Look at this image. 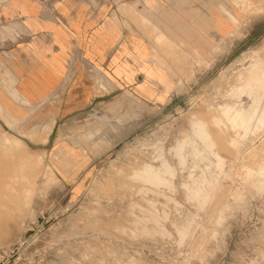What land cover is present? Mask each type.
Returning a JSON list of instances; mask_svg holds the SVG:
<instances>
[{
	"label": "rangeland",
	"instance_id": "1",
	"mask_svg": "<svg viewBox=\"0 0 264 264\" xmlns=\"http://www.w3.org/2000/svg\"><path fill=\"white\" fill-rule=\"evenodd\" d=\"M251 1L182 0L204 19L201 48L135 12L148 39L122 10L153 51L150 67L124 66L156 80L108 74L79 112L56 115L64 86L21 103L1 72L23 107L0 101V264H264V0Z\"/></svg>",
	"mask_w": 264,
	"mask_h": 264
},
{
	"label": "crops",
	"instance_id": "2",
	"mask_svg": "<svg viewBox=\"0 0 264 264\" xmlns=\"http://www.w3.org/2000/svg\"><path fill=\"white\" fill-rule=\"evenodd\" d=\"M160 1L3 0L0 3V30L12 27V31L11 35L0 34V48L3 50L0 64L4 66L0 74L7 73L21 103L28 106L38 107L47 103L64 86V96L56 115L86 108L96 96L95 92L102 91L97 89L96 80L106 87L108 74L122 87L137 78L138 81L156 80L145 70L142 76L137 72L134 74L133 68L124 66L127 63L141 68L145 63L150 67L153 51L144 38L127 32L123 27L122 10L127 11L125 15L142 28L148 39L149 33L145 29L150 31L151 26L139 24L135 12L146 17L179 49L201 48L204 41V30L201 29L204 19L193 13L196 10L185 12L182 0H178L176 8L173 0H162L163 7H168V10H163L160 16L156 7L161 5ZM210 1L212 6L214 3ZM114 4L113 14L109 7ZM186 15L190 17L189 21L184 18ZM197 32L201 38L197 37ZM182 42L186 45L182 46ZM186 56L192 58L187 53ZM5 84L6 80L3 82L0 76V101L7 110L15 113L23 106L4 90ZM127 86L133 95L141 92L142 96L150 97L148 89L145 92L138 91L137 86ZM100 92L98 97L104 95Z\"/></svg>",
	"mask_w": 264,
	"mask_h": 264
},
{
	"label": "bare ground",
	"instance_id": "3",
	"mask_svg": "<svg viewBox=\"0 0 264 264\" xmlns=\"http://www.w3.org/2000/svg\"><path fill=\"white\" fill-rule=\"evenodd\" d=\"M249 6H255L256 8L259 6L258 5V0H257V2H254V1H251L249 4H248ZM254 7V8H255ZM142 15V14H141ZM144 23L145 22H149L147 19H146V17H144L143 18V20H142ZM156 26H154V28H155ZM157 28V27H156ZM155 28V29H156ZM159 30H157L156 31V33L158 32ZM164 35V34H163ZM165 36V35H164ZM166 41V40H165ZM168 41H169V39H168ZM263 104H264V101L262 102ZM262 103H260V105L262 104ZM256 109H257V111L261 114V110H262V108H261V106H259V107H256ZM263 111H264V107H263ZM249 113V112H248ZM259 117H261V115H259ZM18 123V122H17ZM3 141H5V142H9V143H15V144H17L18 143V141L17 140H13V139H9V138H3ZM4 143V142H3ZM6 162V161H5ZM7 163L8 164H10V166H9V168L8 167H6L7 168V172L8 173H6V176H7V174H8V178L6 179L5 177H3V178H5V180H14V179H16L17 177H19L16 173H15V170L17 169L12 163H11V161H9V160H7ZM6 166H7V164H6ZM4 167H5V164H4V166H3V171H4ZM0 169V170H1ZM0 171V173H2L3 171ZM4 172H6V170L4 171ZM3 172V173H4ZM2 175V174H1ZM25 176L23 175V176H20V178L21 179H23ZM2 180V179H1ZM19 181V180H18ZM13 184V183H12ZM5 214V213H4Z\"/></svg>",
	"mask_w": 264,
	"mask_h": 264
}]
</instances>
